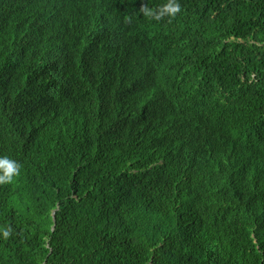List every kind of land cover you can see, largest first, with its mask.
<instances>
[{"label": "trees", "instance_id": "trees-1", "mask_svg": "<svg viewBox=\"0 0 264 264\" xmlns=\"http://www.w3.org/2000/svg\"><path fill=\"white\" fill-rule=\"evenodd\" d=\"M142 3L0 0V264H264V0Z\"/></svg>", "mask_w": 264, "mask_h": 264}, {"label": "clouds", "instance_id": "clouds-1", "mask_svg": "<svg viewBox=\"0 0 264 264\" xmlns=\"http://www.w3.org/2000/svg\"><path fill=\"white\" fill-rule=\"evenodd\" d=\"M139 13L149 21H163L165 18H175L181 12V5L179 0H165V3L157 6H149L148 3H142L139 8ZM126 24L132 22L130 16L125 17ZM20 165L18 162L11 161L7 157L0 158V184H8L13 181L14 176L19 175ZM8 231L4 235L7 237Z\"/></svg>", "mask_w": 264, "mask_h": 264}]
</instances>
